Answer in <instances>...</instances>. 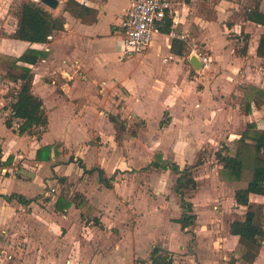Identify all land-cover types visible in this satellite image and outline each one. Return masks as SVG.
<instances>
[{
    "label": "crops",
    "instance_id": "0c3cea01",
    "mask_svg": "<svg viewBox=\"0 0 264 264\" xmlns=\"http://www.w3.org/2000/svg\"><path fill=\"white\" fill-rule=\"evenodd\" d=\"M23 1L0 0V145L2 161L11 158L0 167V194L16 193L33 200L23 204L17 198L7 201L0 197V238L15 234L19 228L14 224L36 213L34 205L49 204V219L60 218L62 240H47L46 248L42 244L35 247L37 255L47 256L33 257L32 264H150L155 246L169 254L171 264H242L243 248L239 236L230 233L229 224L242 218L247 209L234 198L235 190L247 183L222 179V165L216 159L211 177L203 174L199 178L194 173L205 160L193 169L197 187L187 200L192 203L195 220L185 230L177 221L182 209L174 190L177 174L170 168L149 167L153 190L150 186L143 190L141 213L132 209L128 214L129 221L139 220L133 227L116 229L124 219L113 214L109 218L98 210L105 203L102 197L107 188L120 184L117 180L121 177L125 176L121 183L129 190L128 196L134 188L130 172L135 159L129 142L144 141L145 164L150 165L153 153L160 152L163 159L182 168L194 164L209 145L215 146V157L218 141L231 146L250 122L264 128V100L257 95L249 101L245 98L248 85L264 90V56L256 53L264 24L248 16L250 9L264 12V0H172L170 10L177 24L169 20L160 26L139 56L122 54L121 22L129 0H75L93 10V19L75 16L68 0H58L54 8L32 0L53 16L62 17L63 29L53 31L44 42L12 36ZM166 25L168 31L162 29ZM172 30L176 35L170 34ZM198 46L214 60L208 68L191 62L192 51ZM29 48L38 53L17 64L33 73L31 90L42 100L47 125L38 132L19 134L22 120L12 115L10 107L19 82L4 74ZM169 55L172 59L164 61ZM155 82L163 94L153 89ZM132 92H137L138 102ZM108 113L118 115L126 125L121 141L116 139ZM134 114L142 121L132 126L128 118ZM53 143L59 154L52 149L50 159H36L39 147ZM72 151L79 158L70 154L65 160ZM77 159L85 169L77 165ZM55 179L69 193L56 191L54 183L50 184ZM149 191L158 199L163 192L173 191L177 197L172 193L165 196V207L170 206L171 212L162 208L149 212ZM60 195L71 201L64 213L55 208ZM216 199L221 205L214 212ZM250 202L261 208L264 227V194H251ZM86 206L89 214L83 216ZM95 210L101 228L89 230L85 222ZM258 239L261 247L250 264H264V238ZM1 241L0 247L4 246Z\"/></svg>",
    "mask_w": 264,
    "mask_h": 264
},
{
    "label": "trees",
    "instance_id": "16d2710c",
    "mask_svg": "<svg viewBox=\"0 0 264 264\" xmlns=\"http://www.w3.org/2000/svg\"><path fill=\"white\" fill-rule=\"evenodd\" d=\"M69 10L78 17L84 19L88 15L93 19V10L85 5L79 4L75 0H68ZM17 11L18 24L12 34L13 37L27 40L30 42H44L47 36L53 31L63 29L62 17L53 16L43 6L32 0L23 1ZM248 16L264 24V12L258 9L248 11ZM168 31L169 26L162 28ZM32 49H27L20 58H15L7 67L4 74L9 80L19 82V90L10 103L12 115L20 118L22 121L18 126V133L38 132L47 125V114L43 108L42 100L31 90L33 73L27 66L17 64L18 60H26L28 56L37 54ZM258 56H264V34L258 38L256 47ZM31 60V58H28ZM246 101H249L253 95H257L264 100V90L254 85H248L245 89ZM120 105V104H119ZM109 120L114 124L116 129V139L121 141L127 131L124 121L118 120V115L107 114ZM5 124L10 127L9 119ZM134 135V132H131ZM52 149L57 151V144H47L36 150V159H50ZM205 150L197 156L194 164L185 165L182 168L175 162L162 158L160 152H154L150 166L156 168H170L176 174L175 192L180 197L181 216L177 220L183 230L193 224L195 214L193 213L192 203L187 197L193 193L197 187V182L193 174V169L204 162ZM216 160L222 165L219 175L222 179L233 181H244L247 183L245 188H237L234 192L235 201L238 204L246 205L247 209L242 218H235L229 224L230 233L239 236V242L243 251L239 257L242 264H250L257 257L261 243L258 239L264 238V227L262 224L263 212L259 206L255 207L250 202L251 194H264V128H258L257 124H250L242 131L241 135L233 141V144H221L214 152ZM2 148L0 145V167L11 161L10 156L6 161H2ZM79 164L84 167L81 160ZM5 200L17 198L21 203L27 204L33 199H26L22 195L11 193L9 195L0 194ZM71 205L70 200L62 195L58 196L55 202V208L61 212H66ZM150 264H171L172 259L167 252L155 246L151 251Z\"/></svg>",
    "mask_w": 264,
    "mask_h": 264
},
{
    "label": "rangeland",
    "instance_id": "374dc122",
    "mask_svg": "<svg viewBox=\"0 0 264 264\" xmlns=\"http://www.w3.org/2000/svg\"><path fill=\"white\" fill-rule=\"evenodd\" d=\"M198 52L201 53H206L209 55V52H207V50L202 47V46H198L196 47ZM210 56V55H209ZM212 59V64H213V58ZM192 76V75H191ZM155 84L157 85L156 87L154 86V90L158 91L159 88V82H155ZM174 85H176L174 83ZM167 86H169V89H171V84H167ZM163 87V86H162ZM175 88V86H174ZM173 88V90H175ZM158 92H162L161 94H163V90L162 88L160 89V91ZM170 93H172L174 95V93L172 91H169V95ZM137 92H132V95L134 97L135 101H139V97L136 96ZM160 94V95H161ZM121 96H123V93L120 94ZM172 98V97H169ZM10 100V98H7V101ZM118 100V99H117ZM118 103V101H116V104ZM198 104V103H197ZM130 114V113H129ZM127 116V115H125ZM165 117V116H164ZM128 119H131L132 123L131 125L133 126V122H141L142 119L139 115H132L131 118L129 117ZM130 147L132 148L130 150V155L132 157H134L135 159V167L132 168V171L130 172L131 175V182L134 184V188L130 190L131 194L128 196L129 190L124 186V183H121V180L125 181V176L121 177L120 180H117L120 182V184H116L113 185L110 188H107L104 196L102 197V199H106L104 202V204H101L102 209H99L98 212L100 214H105L107 215L109 218H112L110 216V214H113L114 216L118 217L119 220L124 219V221H119L120 223L118 225H116V229L118 228V226L122 229H128L133 227V223L134 222H138L139 220L136 219L134 221H129L128 220V214L130 212H133V210L135 211V214H139L141 213V211H143L144 209V204H143V190H149L150 188L152 189V185H149V177L151 175V170H148L150 165L145 164V159L147 161L148 158L145 157V155H143L144 150V141L140 138L137 139L135 141L129 142ZM222 142L218 141V143L216 144L217 147L220 146ZM215 146L213 145H209L208 147L205 148V156H204V160H205V165L199 169H196L194 171V173L200 178V176L202 177L203 174H208L209 177L212 176V174H214L213 168L215 167V163H216V158L213 157L212 155V150L214 149ZM76 150V148H75ZM79 152V150H78ZM71 154V155H70ZM69 155L70 156H76L75 152L72 151L71 153H67L65 160L68 161L69 159ZM137 156H139V160L137 158ZM76 158H79L78 156H76ZM66 161V162H67ZM82 161V160H81ZM77 163V165L81 168L85 169V164L82 163L84 165L81 166L78 162V159L75 161ZM70 169H67V172L70 173ZM204 176V175H203ZM207 176V175H206ZM78 180H81L80 178ZM54 183V186L56 187V191L59 190V192H61L63 190V192L65 193H69L70 190H65L66 187L65 185H60L59 182L55 179L53 180L50 184ZM49 186V185H47ZM116 186V188H115ZM150 186V188H149ZM168 188V187H167ZM166 188V189H167ZM153 190V189H152ZM169 190V189H168ZM95 191V190H94ZM74 192L75 191L74 189ZM149 202L147 204V207L150 208L149 212H159V209H167V211H170V206H166L167 204V199L165 198V196H169V194L173 195L174 197H177L176 195H174L173 191L171 193H168V191H165L162 193V196H160L161 198L158 199L156 197V195H154V192L149 191ZM78 194V193H77ZM219 194V193H216ZM52 195L47 196V198H50ZM103 203V202H102ZM220 200H214L213 204H212V208L213 211H218L219 210V206L220 204ZM89 206H86V212L83 213L84 214H89V211L87 210ZM104 207V208H103ZM34 208H36V213H31V214H27L25 218H23L20 221H17L14 224V227H18L19 229H17V231L12 233L13 235H7L5 237H3V235L1 236V242L4 244V246L2 245V247H0V264H32V258L36 256V259H38V255L37 253H35V247H37L38 245H45V248L47 247V240L48 242H51V240H54L56 243L59 241V239L62 240L61 237V229L60 228V218L57 219H49V213L52 212V207L49 204H40V206L34 205ZM133 209V210H132ZM96 210L94 211V216L92 215L91 217H88L89 219L85 222L86 226L88 227L89 230H96V228L100 227L101 225L98 223L99 222V217H97V213ZM87 217V215H86ZM45 219V220H43ZM83 220V219H82ZM108 223H110L109 220H107ZM83 222V221H82ZM147 224L146 221H143L142 224ZM115 224V223H114ZM23 228V229H22ZM11 229L12 226H11ZM76 230H78V228H75ZM18 230H23L22 232L18 231ZM13 231V230H12ZM40 232V233H39ZM78 233L77 231L75 232V234ZM92 233V232H91ZM39 234V235H38ZM93 236V235H92ZM95 236V235H94ZM5 240V241H4ZM107 240V238H106ZM43 252V251H42ZM85 254H89L88 252H86ZM42 259H45L47 255H45L44 253H41L39 255ZM136 264V263H134Z\"/></svg>",
    "mask_w": 264,
    "mask_h": 264
},
{
    "label": "built area",
    "instance_id": "2783aa9c",
    "mask_svg": "<svg viewBox=\"0 0 264 264\" xmlns=\"http://www.w3.org/2000/svg\"><path fill=\"white\" fill-rule=\"evenodd\" d=\"M171 4L172 0H129L121 22L124 35L123 55H142L160 26L167 24L169 20H172L173 25L177 24L170 10ZM170 34L176 35L174 30ZM48 37L50 38L51 35ZM192 52L203 67L208 68L212 64L211 58L206 53L198 52L196 48ZM170 59H172L171 55L163 58L164 61Z\"/></svg>",
    "mask_w": 264,
    "mask_h": 264
},
{
    "label": "water",
    "instance_id": "95a60500",
    "mask_svg": "<svg viewBox=\"0 0 264 264\" xmlns=\"http://www.w3.org/2000/svg\"><path fill=\"white\" fill-rule=\"evenodd\" d=\"M41 2H43L44 4H46L47 6L51 8H54L56 7L58 0H41ZM191 62L193 63L194 66H199V65L201 66L196 56H192Z\"/></svg>",
    "mask_w": 264,
    "mask_h": 264
}]
</instances>
